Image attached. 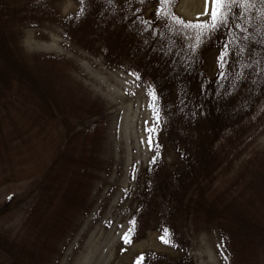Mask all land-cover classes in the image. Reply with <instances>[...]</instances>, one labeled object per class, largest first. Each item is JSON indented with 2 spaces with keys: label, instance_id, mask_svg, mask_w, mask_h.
I'll return each instance as SVG.
<instances>
[{
  "label": "rangeland",
  "instance_id": "374dc122",
  "mask_svg": "<svg viewBox=\"0 0 264 264\" xmlns=\"http://www.w3.org/2000/svg\"><path fill=\"white\" fill-rule=\"evenodd\" d=\"M7 1L8 23L16 44L27 64L51 82L58 104L55 121L67 118L73 128V136L62 145V163L79 168L82 179L66 194L57 193L54 207L38 229L27 219L34 203L31 179L2 184L0 260L4 249L29 246L31 264H137L140 257L142 264H239L228 256L220 230L204 221L208 205L201 208V203L213 201L216 195L229 201L242 194L241 205L246 199L257 198L252 187L264 170V101L253 111L252 107L249 117L235 129L233 138L239 136L241 141L237 148L228 147L233 163L221 164L209 175L205 184L211 188L201 198L198 184L187 188L193 184L190 177L196 169L190 167L191 157L178 154L166 135L164 144L159 143V137L150 141L155 131L151 96L135 80L132 59L118 49L119 43L127 40L126 32L108 30L103 37L112 45L104 53L90 51L72 45L64 27L66 18L78 14L80 0ZM34 1L45 7L33 6ZM106 2L88 0L91 20L100 18L111 24L131 19L136 24L132 17L139 13L149 21L160 18L158 23L171 14L187 22H202L208 19L202 15L206 8L211 9V0L207 5L205 0H174L163 12L160 0H112L111 8L104 10ZM231 28L228 23L213 30L203 49L202 68L207 79L221 75L222 67L226 73L236 70L237 49L243 46L238 45L239 36L227 35ZM85 30L83 37L92 39L89 28ZM221 56L225 57L222 61ZM91 106L94 115L87 116ZM156 148H160L164 164L156 168L163 171V178L156 171L155 182H164L161 187L152 183L147 203L141 205L138 196L145 187L144 172L152 164ZM73 155L81 158L75 163ZM47 157L43 152L38 163L44 165ZM176 178L185 179L186 196L178 215L167 220L161 202L166 187ZM243 178L248 184L254 178L257 181L244 192ZM229 187L233 190L230 196ZM164 229L169 243L159 238Z\"/></svg>",
  "mask_w": 264,
  "mask_h": 264
},
{
  "label": "trees",
  "instance_id": "16d2710c",
  "mask_svg": "<svg viewBox=\"0 0 264 264\" xmlns=\"http://www.w3.org/2000/svg\"><path fill=\"white\" fill-rule=\"evenodd\" d=\"M79 2L78 14L65 20L69 42L104 53L112 45L103 37L108 30L117 34L126 32L127 40L119 43L118 49L129 54L125 55L132 59L135 80L151 93L155 131L150 141L159 137V143L164 144L163 135H166L178 154L191 157L190 167L196 169L190 177L193 184L187 188L198 184L201 198H205L211 188L205 184L209 175L221 164L233 163L228 147L234 145L237 148L241 141L239 136L233 138L235 129L249 117L252 107L253 111L264 101L262 5L245 6L241 8L242 17L234 16L229 21L233 28L227 35L239 36L238 45L243 46L237 49L236 70L226 73L222 67L221 75L207 79L201 55L213 30H208L197 42L198 29L178 24L171 16L160 23L158 15V19L149 21L139 13L132 17L136 24L131 19L122 22L115 19L119 23L111 24L99 21L100 18L93 21L87 9L88 0ZM33 6L45 7L41 1H34ZM9 7V1L0 0V186L31 179L29 191L34 203L27 219L33 229H38L49 209L54 207L57 193L66 194L69 187L77 185L82 172L74 165L62 163V145L73 136V128L67 118L55 121L58 104L51 82L27 64L16 44L12 24L8 23ZM110 8V3L106 2L103 9ZM87 28L92 39L83 37ZM197 82L202 85L198 87ZM91 109L86 110L87 116L94 115L93 106ZM61 125H67V128L63 130ZM160 151V148L155 149L156 156L144 172L145 187L138 196L141 205L147 203L146 193L152 183L161 187L164 182H155L157 172L163 178V171L156 170L164 164ZM43 152L48 154V159L41 165L38 162ZM73 156L75 163L81 158ZM257 178L249 184L248 179L243 178L246 180V185L241 187L244 192ZM260 178L252 187L256 189L257 198L246 199L242 205V194L229 201L216 195L213 201L201 203V208L208 205L204 221L213 223L220 230L228 256L239 264L264 261V170ZM184 181L176 178L169 183V188L166 187L168 192L161 206L167 220L178 215L180 202L186 196ZM231 188L226 189L228 196L233 192ZM28 247L4 249L0 264H31Z\"/></svg>",
  "mask_w": 264,
  "mask_h": 264
},
{
  "label": "snow or ice",
  "instance_id": "6c2138e0",
  "mask_svg": "<svg viewBox=\"0 0 264 264\" xmlns=\"http://www.w3.org/2000/svg\"><path fill=\"white\" fill-rule=\"evenodd\" d=\"M81 2H83V0H81ZM108 2L112 3V0H108ZM141 2H143V0H141ZM205 2L207 5L208 0H205ZM160 3L165 6L163 9H160V11L163 12L167 10L168 6L174 3V0H160ZM256 3L262 5L260 11L261 15L264 16V0H211V9L209 10L206 8L205 13L202 14L206 15L208 19L196 24L186 23L179 17H176L174 14H171V16L178 24H182L185 27L198 29L196 40L199 42L200 38L208 30H216L219 27L226 26L234 16L242 17L244 15V13L241 11V8L245 6H254ZM235 27H240V25H235ZM221 59H223V57H221ZM156 115L158 116V112ZM131 223L134 224V221ZM159 238L162 240V242L169 243L168 230L164 229L163 235H161ZM142 261L143 257L138 258L137 264H142Z\"/></svg>",
  "mask_w": 264,
  "mask_h": 264
}]
</instances>
